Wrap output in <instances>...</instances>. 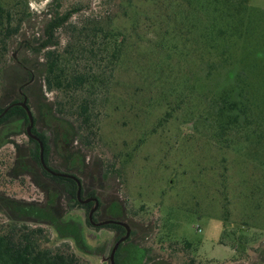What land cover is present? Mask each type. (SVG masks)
Instances as JSON below:
<instances>
[{
    "label": "rangeland",
    "instance_id": "obj_1",
    "mask_svg": "<svg viewBox=\"0 0 264 264\" xmlns=\"http://www.w3.org/2000/svg\"><path fill=\"white\" fill-rule=\"evenodd\" d=\"M28 1L30 11L36 15L57 10L63 14L72 6L81 7L82 12L70 20L77 25L84 23L88 11L93 10L92 15L100 17L115 8L112 0H107L108 4L104 0H64L60 6L51 0ZM130 1L134 9L127 12H138L139 19L143 15L152 18L159 7L154 5L158 0ZM249 7V31L236 47L241 63L238 68L235 65L232 79L219 75L210 79V92L200 86L199 92L191 95L184 86L180 87L191 79V71L200 73L202 78L205 74L206 67L198 63L193 49L182 57L173 54L172 61L164 66L174 68L172 76L158 84L153 76L154 63L161 59L155 50L158 32L149 30L133 36L129 43L135 45L117 67L108 92L95 101V115L99 118L96 137L90 146L79 142L72 146V150L86 157L89 167L95 164L112 172L106 184L116 189L117 199L132 206L141 215L140 220L145 221L140 225L137 220H130L140 233L134 241H140L142 233L152 237L154 226L156 237L169 235L172 240L197 244L196 255L209 264H264V257L258 253L264 248V168L260 166L264 162V0H249ZM124 18L117 17L118 28L126 25ZM41 20L26 26L22 36L14 41L10 52L13 59L33 60L30 52H23L21 43L33 42V36H39ZM57 37L61 48L72 38L64 30H59ZM11 79L16 84L26 80L17 69L11 70ZM238 87L248 106L246 117L241 118L246 125L240 131L236 127L225 128L220 139L218 126L213 123V100L217 92ZM46 97L48 101L52 98ZM208 112L207 127L202 122ZM71 121L79 126L75 119ZM37 130L43 132L45 128L38 125ZM11 141L31 163L26 137L22 134ZM13 150L8 145L0 151V173L10 163ZM58 158L51 161L52 166L63 169L56 165ZM255 184L261 189L253 187ZM0 190L25 200L41 197L30 185L3 178ZM86 236L89 241L109 245L113 241L104 231L87 229ZM52 237L54 243L53 232ZM234 237L239 239L234 241ZM221 240L225 245L220 244ZM239 256L242 261L235 260ZM83 259L100 264L102 256ZM174 262L181 263L172 258L171 263Z\"/></svg>",
    "mask_w": 264,
    "mask_h": 264
},
{
    "label": "trees",
    "instance_id": "obj_2",
    "mask_svg": "<svg viewBox=\"0 0 264 264\" xmlns=\"http://www.w3.org/2000/svg\"><path fill=\"white\" fill-rule=\"evenodd\" d=\"M63 1L51 0V3L60 6ZM112 1L115 8L107 16L94 17L93 10L88 11L84 23L77 25L70 20L82 12L78 6L70 7L63 14L57 10L36 15L30 11L28 0H0V113L16 101L18 88L15 91L16 80L11 79V70L17 69L25 76L24 83L31 81L23 91L34 118L33 133L44 145L47 165L50 152L56 150L61 158L83 166V156L70 147L78 142L90 146L96 137L99 118L95 115V101L108 92L117 67L126 59L129 48L135 45H130V39L140 32H158L155 50L161 59L154 63L155 72L153 70L158 84L163 78H171L174 68L164 66L172 61L173 54L182 57L194 50L196 60L206 68L203 78L200 73L191 71L188 83L180 84L191 95L199 92L200 86L203 91L210 92L213 88L210 79L214 76L232 79L235 65L238 68L241 63L236 57V47L242 44L249 31V0H158L154 3L159 6L155 15L152 18L143 15L142 19L136 11L128 14L127 10L134 9L130 0ZM104 2L108 4L107 0ZM104 2L103 6L106 5ZM119 15L125 17L126 25L122 29L115 25ZM38 18H42V31L38 37L33 36V42L26 40L22 48L23 52H30L33 60L23 58L15 63L10 55L12 44L22 36L24 28ZM169 26H173L170 31ZM59 30L72 36L63 48L57 37ZM17 85L21 87L22 84ZM242 93L239 87L216 93L213 100V123L216 125H213L218 126L220 139L225 128L236 127L240 131L242 123L246 125L241 118L246 117L248 106L245 98H241ZM47 95L52 97L50 101ZM206 114L202 123L208 127L210 116L209 112ZM70 119H75L79 126ZM27 124L26 113L18 106L12 107L0 119V151L10 143L15 146L10 163L0 173V178L29 185L24 174L30 173V182L38 187V171L42 177L65 185L68 195L74 198L76 185L73 181L52 177L42 169L39 147L35 142L28 139L29 163L19 153L18 146L10 141L12 137L21 135ZM38 125H43L45 130L39 132ZM260 166L264 168V162ZM253 187L261 189L256 184ZM55 196L48 195L46 203L39 205L0 190V264H82L67 246L52 242L51 229L56 240L63 239L59 229L61 225L70 224L68 220L58 221L60 215L55 209ZM157 240L163 253L167 254V264H209L196 255L198 245L195 243L172 240L168 236ZM222 240L220 244L225 245ZM151 250L150 247L144 251L148 253ZM231 250L234 251V247ZM258 253L263 258L264 248L258 249ZM172 258L181 263H171ZM235 260L242 261L243 257ZM145 264L157 263L147 258Z\"/></svg>",
    "mask_w": 264,
    "mask_h": 264
},
{
    "label": "flooded vegetation",
    "instance_id": "obj_3",
    "mask_svg": "<svg viewBox=\"0 0 264 264\" xmlns=\"http://www.w3.org/2000/svg\"><path fill=\"white\" fill-rule=\"evenodd\" d=\"M25 44L26 42H24V44L21 43L22 48ZM13 61L18 63V60L16 59H13ZM30 82L22 83L21 87H18V95L14 98V100H16L15 103L8 105L5 109H3V111L7 108H9V111L14 106L21 107L19 104H22L25 101V105L31 113L33 125L30 133H28L27 129L30 126V121L25 109L21 107L25 111L28 119V124L23 127L22 134L26 137L28 148L30 146L28 139L38 145L40 162L39 142L42 143V141L33 133L34 118L32 111L28 107V98L23 91V88L28 86ZM242 126L244 127V124ZM31 136L37 138L38 141L33 139ZM9 145L15 149L13 144L10 143ZM42 147L44 160L43 143ZM50 153L49 165H47L44 160L45 167L55 174L65 175L71 178L59 177L50 174L46 171V169H44L40 162L42 169L52 177L73 181L76 185L74 198L68 195L65 185L42 177L38 171L36 174V176L40 178L38 179V181H40L38 187H35L34 184L30 182V173L24 174V178L28 180L29 185L33 187L41 196L39 200H26L27 202H33L39 205L45 204L48 199V195L55 194L54 204L56 202L57 205L55 209L58 212L57 214L60 215L58 217V221H70V224L67 225H61L58 223L62 226L61 229H59V234L64 240L61 238H57V240L55 239L54 243L56 245L67 246L70 249V252L73 253L82 264H90L83 259L85 256H102L100 264H128L131 261L134 264H145V260L147 258L152 259L154 263L157 264H167V254L163 253L161 250V246L157 240L158 237H156L157 232H155L157 229L154 228V226L151 228L153 231L152 237L149 238L147 236L148 234L146 235V233H142L140 241H136L140 237V233L138 234L139 229L130 224V220H137L141 223L140 225H143L145 221L140 220L141 215L139 213L137 214L136 211L131 208L132 206L117 199L115 192L116 189L111 188L110 184H106L107 181L111 180L110 175L112 172L110 173L108 169L103 170L104 168L102 167H96L95 164L94 166L89 167V162L86 161V157L81 153L79 154L84 158V164L81 167H79L75 161L69 160V162L61 158L56 150H53ZM56 156L59 157L58 159L60 162L57 164L54 162V164L62 166L63 169H58L57 167L52 166L51 161L57 158ZM94 181L96 182V185ZM112 191L114 195L111 194ZM87 229L94 232H108L112 236V243L109 245L106 242L104 244L100 241L87 240ZM51 232L54 234L53 229H51ZM135 236L136 240L134 241L133 238ZM165 236L169 237V235H164V237ZM70 243H72V245ZM92 243L93 245H91ZM150 247L152 250L146 253L144 250L150 249ZM105 253L106 256H103Z\"/></svg>",
    "mask_w": 264,
    "mask_h": 264
},
{
    "label": "water",
    "instance_id": "obj_4",
    "mask_svg": "<svg viewBox=\"0 0 264 264\" xmlns=\"http://www.w3.org/2000/svg\"><path fill=\"white\" fill-rule=\"evenodd\" d=\"M19 105L25 109V111H26V113H27V116H28V118H29L30 126L28 127L27 132L30 133V130H31L32 125H33V119H32L31 113H30V111L27 109V107H26V105H25V101H24V103L19 104ZM8 109H9V108H7L6 110L3 111V113L0 115V118L3 117V116L6 114V112L8 111ZM29 135H30V134H29ZM31 137H32L33 139L37 140V138H35V137H33V136H31ZM37 141H38V140H37ZM39 145H40V162H41L42 166L44 167V169H46V171H48L50 174H52V175H54V176L68 177V176H65V175L55 174V173L51 172L50 170H48V169L45 167V165H44V160H43V147H42V143L39 142ZM68 178H71V177H68ZM78 185H79V183H78Z\"/></svg>",
    "mask_w": 264,
    "mask_h": 264
},
{
    "label": "built area",
    "instance_id": "obj_5",
    "mask_svg": "<svg viewBox=\"0 0 264 264\" xmlns=\"http://www.w3.org/2000/svg\"><path fill=\"white\" fill-rule=\"evenodd\" d=\"M197 231L200 232V229L198 228Z\"/></svg>",
    "mask_w": 264,
    "mask_h": 264
}]
</instances>
